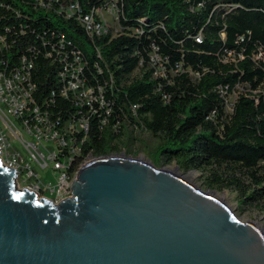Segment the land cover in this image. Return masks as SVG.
<instances>
[{"label":"trees","instance_id":"1","mask_svg":"<svg viewBox=\"0 0 264 264\" xmlns=\"http://www.w3.org/2000/svg\"><path fill=\"white\" fill-rule=\"evenodd\" d=\"M32 1L0 0V34L9 46L0 56L14 61L33 42L34 26L58 31L85 53L87 83L102 86L112 109L109 124L118 121L121 127L114 133L109 126L100 130L99 115H92L87 148L109 153L126 124H136L160 138L155 165L176 160L184 170H208L207 188L234 191L240 207L264 212V60L258 57L264 51V0H120L122 31L93 39L76 20L35 10ZM79 1L88 12L106 0ZM154 51L167 59L171 82L154 77ZM229 52L233 60H225ZM177 65L184 70L172 73ZM136 69L141 74L130 78ZM55 72L56 66L40 59L35 80L43 94L55 91L66 118L77 107L59 96ZM218 84L246 88L226 117Z\"/></svg>","mask_w":264,"mask_h":264},{"label":"water","instance_id":"2","mask_svg":"<svg viewBox=\"0 0 264 264\" xmlns=\"http://www.w3.org/2000/svg\"><path fill=\"white\" fill-rule=\"evenodd\" d=\"M0 159V264H264V231L150 160L84 165L54 203Z\"/></svg>","mask_w":264,"mask_h":264},{"label":"built area","instance_id":"3","mask_svg":"<svg viewBox=\"0 0 264 264\" xmlns=\"http://www.w3.org/2000/svg\"><path fill=\"white\" fill-rule=\"evenodd\" d=\"M119 1L106 0L88 12L83 10L79 0H33L31 5L35 10L51 11L63 18L76 20L93 39L109 32L100 10L116 14L120 21ZM5 30L10 31L11 27H5ZM20 30L25 33V27ZM30 30L34 36L33 42H28L25 51L14 61L0 56V159L5 166L16 169L18 186L19 179H22L27 183L25 187L39 198L45 197L59 203L72 196L71 184L80 168L104 156L121 155L95 154L93 148L86 147L91 129L90 117L99 115L100 130L109 126L110 132L114 133L121 127L118 121L109 124L112 109L102 86L96 88L87 83L84 69L88 58L85 53L73 47L70 40H66L63 34L54 29L34 26ZM196 39L199 40V37ZM4 50H9V46L5 36L0 34V54ZM97 52L100 56L99 49ZM228 58L233 60L235 54L229 52L225 60ZM40 59L48 60L50 65L56 66L59 96L75 105L76 113L63 118L55 102V91L43 94L38 89L35 74ZM150 60V67L155 68L154 77L161 76L168 83L171 82L166 67L167 59L154 51ZM182 70V65L170 69L172 73ZM187 71L194 77L200 76V73L190 68ZM239 86L218 84L215 87L223 98L224 117L231 115L234 110L240 93L237 92ZM162 98L167 103L169 95L163 92ZM84 107L86 110L82 111ZM132 109L135 111L136 107ZM100 110L103 112L98 113ZM215 112L212 111L211 119L215 118ZM18 124L22 131L18 129ZM133 126L138 127L136 124ZM25 134L30 140L25 138ZM16 141L22 149L16 146ZM113 142L110 144L113 145ZM38 167L49 169L52 180H45L39 174Z\"/></svg>","mask_w":264,"mask_h":264},{"label":"rangeland","instance_id":"4","mask_svg":"<svg viewBox=\"0 0 264 264\" xmlns=\"http://www.w3.org/2000/svg\"><path fill=\"white\" fill-rule=\"evenodd\" d=\"M100 14L102 15L107 28L111 32L112 36H116L122 31V27L120 24L119 19H117L116 14L112 12L103 10ZM3 44V42H1ZM258 57H261L264 60V51H262ZM141 74L140 69H136L130 76V78L139 76ZM246 88L242 85L239 86L237 92H243ZM236 92V93H237ZM256 92V91H254ZM1 123V120H0ZM18 129L22 131V127L18 124ZM7 132V131H5ZM9 137L10 134L7 132ZM25 138L30 140V137L25 134ZM160 144V138L157 136L152 135L149 131L142 129L141 127H135L133 125H126L124 134L118 140L113 142V145H116L117 148L114 149L113 152L108 153L110 154H121L128 157H139L145 160H150L153 162L155 160V152L157 147ZM16 146L22 149L21 144L16 141ZM154 163V162H153ZM159 167H166L170 170L177 169L179 173L183 175H187L188 179L191 183L195 186L199 187L200 189L207 191L210 188L206 186V177L208 175V170L203 169H190L184 170L182 169L176 160H173L169 163H161L157 165ZM39 174L45 180H52L51 171L49 169H42L38 167ZM190 175V176H189ZM27 185L22 179H19V188H23ZM215 190V194L217 197H220L227 205L231 208L234 214L243 222L251 221L255 224L259 225L263 228L264 231V212L258 206H248L245 205L244 207H240L239 199L236 196L234 191H230L229 189H212Z\"/></svg>","mask_w":264,"mask_h":264},{"label":"bare ground","instance_id":"5","mask_svg":"<svg viewBox=\"0 0 264 264\" xmlns=\"http://www.w3.org/2000/svg\"><path fill=\"white\" fill-rule=\"evenodd\" d=\"M142 158H143V157H142ZM173 171H174V170H173ZM174 172L177 173V174H179L180 176H182L185 180L189 181L187 175H183V174L179 173L177 169H175ZM189 176H190V175H189ZM189 182H190V181H189ZM208 192H209V194H211V195L217 196V195L215 194V191H208ZM219 198H220V197H219ZM256 225H257V224H256ZM257 226L260 227L259 225H257ZM260 228H262V227H260ZM262 230H263V228H262Z\"/></svg>","mask_w":264,"mask_h":264}]
</instances>
